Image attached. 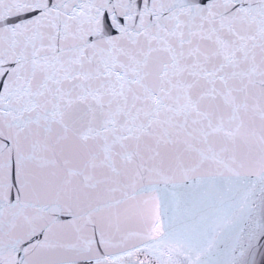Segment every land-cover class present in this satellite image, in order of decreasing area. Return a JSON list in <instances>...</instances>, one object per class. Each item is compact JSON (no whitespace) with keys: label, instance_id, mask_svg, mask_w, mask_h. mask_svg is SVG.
Returning <instances> with one entry per match:
<instances>
[{"label":"snow or ice","instance_id":"snow-or-ice-1","mask_svg":"<svg viewBox=\"0 0 264 264\" xmlns=\"http://www.w3.org/2000/svg\"><path fill=\"white\" fill-rule=\"evenodd\" d=\"M0 264H264V0H0Z\"/></svg>","mask_w":264,"mask_h":264}]
</instances>
